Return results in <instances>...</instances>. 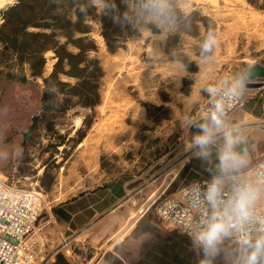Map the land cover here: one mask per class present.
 <instances>
[{
	"label": "rangeland",
	"instance_id": "rangeland-1",
	"mask_svg": "<svg viewBox=\"0 0 264 264\" xmlns=\"http://www.w3.org/2000/svg\"><path fill=\"white\" fill-rule=\"evenodd\" d=\"M18 2L13 0L0 8V27L7 10ZM173 3L175 22L171 28L131 27L132 36L116 51L108 49L98 25H94L90 35L96 49L88 58H97L103 71L95 106L84 105L98 99L95 83L86 86L87 95L73 89L78 79L60 75L68 85L52 84L57 105L52 103L51 111H43V78L32 77L27 63L20 68L15 55L2 52L0 44V171L19 188L42 192L50 206L51 201L72 197L106 181L119 177L130 180L127 192H138L121 204L120 210L127 211L128 217L113 227L118 231L113 242L133 218L144 214L118 246L106 253L105 264H244L250 252L245 243L236 245L221 239L214 253H206L194 239L167 228L156 215L155 205L191 181L190 163L201 148L194 137L205 129L208 134L218 133L236 123L231 117L238 116V109L226 117L212 114L199 119L200 111L220 87L240 95L246 88L239 85L246 81L248 67L264 64V0ZM134 6L135 0L129 1L127 13ZM209 31L215 33L218 43L211 53L204 54L202 44ZM69 49L77 51L72 46ZM45 57L43 77L51 73L56 61L52 51ZM94 70V63L89 62L87 72ZM24 74L28 81L16 79ZM35 115L40 119L23 145V134ZM243 118L255 125L264 124L248 114ZM78 119L81 123L77 128ZM214 154L215 149L208 146L195 166L203 167L204 158ZM220 170L216 155L212 171ZM45 219L47 214L43 213L39 222ZM55 231L53 224L36 231L34 245L36 250L41 248L42 255H52L57 247ZM90 236L89 230L75 235L72 252L64 251L70 258L80 256V263L71 260V264L97 260L108 248L105 243L98 244L100 249L86 243ZM81 241L84 248L77 245ZM55 261L56 255L49 263Z\"/></svg>",
	"mask_w": 264,
	"mask_h": 264
},
{
	"label": "built area",
	"instance_id": "built-area-1",
	"mask_svg": "<svg viewBox=\"0 0 264 264\" xmlns=\"http://www.w3.org/2000/svg\"><path fill=\"white\" fill-rule=\"evenodd\" d=\"M241 105L239 96L225 88L216 89L201 107L200 118L212 114L229 116ZM216 184L213 196L210 189ZM239 189H250L255 198L249 207V219L241 222L228 215L231 223L229 234L222 239L241 245L245 240L255 241L264 235V156L244 174H218L201 176L184 184L176 193L161 195L152 200L158 218L169 229L195 240V235L203 230L208 220L216 214H225ZM138 190L128 191L122 202L134 197ZM36 189L19 188L0 171V264H50V259L58 253L69 252L75 235L85 231L80 229L73 236L59 235V243L52 255H42L41 248L35 249V234L40 228V217L49 215L51 206ZM149 207V208H150Z\"/></svg>",
	"mask_w": 264,
	"mask_h": 264
},
{
	"label": "trees",
	"instance_id": "trees-1",
	"mask_svg": "<svg viewBox=\"0 0 264 264\" xmlns=\"http://www.w3.org/2000/svg\"><path fill=\"white\" fill-rule=\"evenodd\" d=\"M129 1L131 0H19L7 10L6 20L0 27L2 52L14 54L20 68L27 63L32 77L43 78L46 85L40 99L43 111H51L52 103L57 105V93L52 90V84L68 85L61 81L60 75L78 79L73 89L87 95L86 86L91 82L95 83L98 99L86 101L84 105L95 106L98 103L99 79L103 71L97 58H88L89 52L96 49V41L90 34L94 25H98L108 49L116 51L132 36L131 27L124 19ZM29 27L35 30L29 31ZM70 46L77 51H71ZM47 51L54 53L56 61L51 73L43 77ZM89 62L95 66L91 73L87 72ZM8 77L11 78L9 75ZM16 79L28 81L25 74ZM39 119L38 115L32 117L31 124L23 134V145ZM54 264L69 263L58 253Z\"/></svg>",
	"mask_w": 264,
	"mask_h": 264
},
{
	"label": "crops",
	"instance_id": "crops-1",
	"mask_svg": "<svg viewBox=\"0 0 264 264\" xmlns=\"http://www.w3.org/2000/svg\"><path fill=\"white\" fill-rule=\"evenodd\" d=\"M238 96L241 101V105L237 108L238 116L234 115L231 117V121L235 120L236 123L232 126H224V129L218 133L209 134L210 143L208 146H212L215 149V154L204 158L206 161L203 167L195 166V162L203 157V153L208 146L199 149L198 153L190 163L189 170L191 172L190 177H192L191 181H194L201 176H212L223 173L244 174L253 166V164L264 156V127H262L264 124L255 125V122H252V124L251 122L243 121V116L245 114H248L259 121H264V86L259 89L245 88V91H241ZM247 124L250 126H245ZM234 128L238 129L231 132L224 131ZM229 136L237 141L233 150L241 157L243 164L237 168L229 169L227 172H225L226 170H223V172L222 170H220V172H213V159L216 155L220 154L225 146L226 138ZM220 140H223L222 143H217ZM192 151H194V149H192ZM129 181L130 180L123 177H119L98 184L94 187L83 189L72 197L60 201H51L52 204L49 215L47 214V219H45L43 223H40V225L43 229L46 227L49 229L50 224H53L58 239L60 234L71 237L80 229H85V231L89 230L91 236L86 243L91 244L92 247L98 249H100L98 244L105 243L108 248L100 252V257L97 260L95 259L91 262L87 261L86 264H105L104 257L106 253L109 252L111 247L114 246V248H116V246H118L123 235H125L134 225V222L139 220L144 214L141 213L137 219L133 218L123 233L113 242V238L115 237L114 234L116 235L118 232L116 230L114 231L113 227L118 226L119 219L124 216L128 217L127 211H122L120 208L123 203L122 200L127 192ZM132 196L133 193H130V200L134 199ZM140 209L138 210L139 212ZM131 217H134V215H131ZM77 245L82 246V248L85 247L83 241ZM72 250L71 246L69 254ZM62 255L69 264H71V260L77 263L81 262L80 256H77L76 254H73L72 258L68 257L65 253ZM106 264H109V262Z\"/></svg>",
	"mask_w": 264,
	"mask_h": 264
},
{
	"label": "clouds",
	"instance_id": "clouds-1",
	"mask_svg": "<svg viewBox=\"0 0 264 264\" xmlns=\"http://www.w3.org/2000/svg\"><path fill=\"white\" fill-rule=\"evenodd\" d=\"M124 19L133 28L147 25L158 29L171 28L175 22L173 0H135V6L125 14ZM217 43L215 33L209 31L202 44V53H211ZM239 86L243 88L246 85L241 81ZM194 142L202 149L206 148L210 143L208 131L205 129L200 135L195 136ZM236 143L237 141L232 137L226 138L225 146L219 154L221 170L234 169L243 163L241 157L233 150ZM216 192L217 188L214 183L210 193L214 196ZM254 198L255 195L250 189L237 190L226 213L223 215L214 213L203 230L196 233L195 241L203 246L206 253H214L220 240L229 234L231 223L228 215H232L241 222L247 221L250 215L249 207ZM261 230L264 231V228ZM244 243L250 249L244 264H264V235L257 237L254 243L250 239L245 240Z\"/></svg>",
	"mask_w": 264,
	"mask_h": 264
},
{
	"label": "water",
	"instance_id": "water-1",
	"mask_svg": "<svg viewBox=\"0 0 264 264\" xmlns=\"http://www.w3.org/2000/svg\"><path fill=\"white\" fill-rule=\"evenodd\" d=\"M244 84L246 88H261L264 86V64L255 63L250 65Z\"/></svg>",
	"mask_w": 264,
	"mask_h": 264
},
{
	"label": "bare ground",
	"instance_id": "bare-ground-1",
	"mask_svg": "<svg viewBox=\"0 0 264 264\" xmlns=\"http://www.w3.org/2000/svg\"><path fill=\"white\" fill-rule=\"evenodd\" d=\"M13 0H0V8L3 7L6 3H11ZM81 120L78 119L76 122L77 128L80 126Z\"/></svg>",
	"mask_w": 264,
	"mask_h": 264
}]
</instances>
